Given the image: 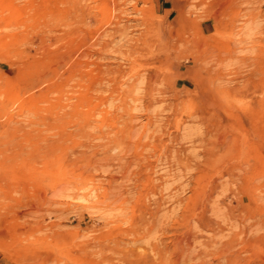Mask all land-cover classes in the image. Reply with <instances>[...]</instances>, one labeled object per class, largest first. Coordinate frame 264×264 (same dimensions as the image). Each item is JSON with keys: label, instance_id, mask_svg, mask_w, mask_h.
<instances>
[{"label": "rangeland", "instance_id": "374dc122", "mask_svg": "<svg viewBox=\"0 0 264 264\" xmlns=\"http://www.w3.org/2000/svg\"><path fill=\"white\" fill-rule=\"evenodd\" d=\"M0 264H264V0H0Z\"/></svg>", "mask_w": 264, "mask_h": 264}]
</instances>
